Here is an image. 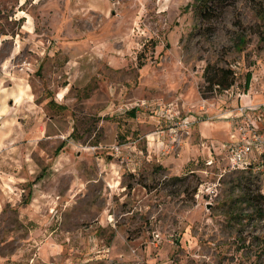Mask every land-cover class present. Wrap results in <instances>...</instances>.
I'll return each instance as SVG.
<instances>
[{
	"label": "rangeland",
	"instance_id": "rangeland-1",
	"mask_svg": "<svg viewBox=\"0 0 264 264\" xmlns=\"http://www.w3.org/2000/svg\"><path fill=\"white\" fill-rule=\"evenodd\" d=\"M229 1L0 0V264H264V175L222 146L264 103V0Z\"/></svg>",
	"mask_w": 264,
	"mask_h": 264
},
{
	"label": "built area",
	"instance_id": "built-area-1",
	"mask_svg": "<svg viewBox=\"0 0 264 264\" xmlns=\"http://www.w3.org/2000/svg\"><path fill=\"white\" fill-rule=\"evenodd\" d=\"M252 110H264V103L257 105H239L232 110H228L225 116L231 119H241L242 123H238L232 127L238 132L237 136L231 140L227 147L228 166L230 169H245L252 164H256L258 170H264V132H260L257 122L262 121V111L257 115V118H252L248 114ZM194 119L182 120L181 124L187 127ZM234 136V134H233ZM258 149L259 154L254 162H250L247 156L253 149ZM264 193V191H262Z\"/></svg>",
	"mask_w": 264,
	"mask_h": 264
},
{
	"label": "trees",
	"instance_id": "trees-1",
	"mask_svg": "<svg viewBox=\"0 0 264 264\" xmlns=\"http://www.w3.org/2000/svg\"><path fill=\"white\" fill-rule=\"evenodd\" d=\"M227 3L231 2L229 0H194L191 6L194 8L195 14L201 21H208L213 17L220 16ZM242 42L243 38L239 36V42L237 44H241ZM203 77L206 83L205 88L213 94L221 93L233 86L236 79V73L228 66L224 67L217 64H207L204 68ZM244 78V86L247 87L250 81V73L247 72ZM256 167V164L250 163L245 169L264 175V170H258ZM257 198L264 201V193L258 194ZM256 201L258 200L256 199Z\"/></svg>",
	"mask_w": 264,
	"mask_h": 264
},
{
	"label": "crops",
	"instance_id": "crops-1",
	"mask_svg": "<svg viewBox=\"0 0 264 264\" xmlns=\"http://www.w3.org/2000/svg\"><path fill=\"white\" fill-rule=\"evenodd\" d=\"M250 113H251V111L248 112V114H250ZM191 118H194V117L192 115H189V116L182 117L181 120H188V119H191ZM194 120H195V118H194ZM240 122H241V119H237V121H235V123H237V124L240 123ZM259 124H260V128H263L264 127V120H262ZM199 129H200V133H199L200 137H201V134H203V136H207V132L204 133V132L201 131V128H199ZM199 129H196V130L198 131ZM233 134H234V136H233ZM237 134H238V132L236 130H233L232 127L230 128L229 131L227 130V138L225 139V141L222 144L223 148L227 149V147L230 144L231 140H233L237 136ZM258 154H259V151H258V149L255 148L247 156V159L250 162H254L256 160V157L258 156Z\"/></svg>",
	"mask_w": 264,
	"mask_h": 264
}]
</instances>
